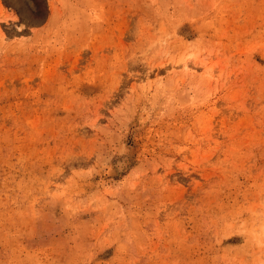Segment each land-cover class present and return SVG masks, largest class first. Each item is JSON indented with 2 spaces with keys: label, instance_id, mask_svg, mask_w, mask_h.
<instances>
[{
  "label": "rangeland",
  "instance_id": "1",
  "mask_svg": "<svg viewBox=\"0 0 264 264\" xmlns=\"http://www.w3.org/2000/svg\"><path fill=\"white\" fill-rule=\"evenodd\" d=\"M0 264H264V0H0Z\"/></svg>",
  "mask_w": 264,
  "mask_h": 264
}]
</instances>
